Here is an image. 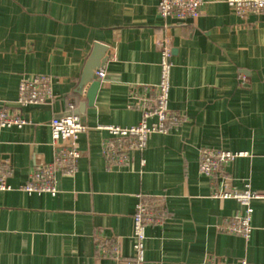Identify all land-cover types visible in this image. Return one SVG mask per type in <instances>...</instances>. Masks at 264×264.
Returning a JSON list of instances; mask_svg holds the SVG:
<instances>
[{
	"label": "crops",
	"instance_id": "obj_1",
	"mask_svg": "<svg viewBox=\"0 0 264 264\" xmlns=\"http://www.w3.org/2000/svg\"><path fill=\"white\" fill-rule=\"evenodd\" d=\"M159 1L0 0L2 106L18 110L22 80L54 81L52 103L21 110L26 127L0 130L12 188L0 191V264L132 263L141 202L157 203L160 217L146 229L144 264H264V13L243 18L227 0H204L196 21L166 23ZM165 40L169 108L185 123L110 168L103 151L111 136L98 128L141 122L132 105L160 83ZM94 56L98 67L107 61V78L90 103L84 78ZM71 106L86 126L76 173H56L55 196L26 193L35 169L54 161L52 119ZM205 148L248 154L225 168L229 187L263 196L252 202L248 239L223 231L244 208L212 197L224 187L200 172Z\"/></svg>",
	"mask_w": 264,
	"mask_h": 264
},
{
	"label": "built area",
	"instance_id": "obj_2",
	"mask_svg": "<svg viewBox=\"0 0 264 264\" xmlns=\"http://www.w3.org/2000/svg\"><path fill=\"white\" fill-rule=\"evenodd\" d=\"M204 0H160L159 15L166 23L175 21L177 24L199 19ZM229 7L240 17L264 13V0H227ZM161 49V80L157 86L151 87V95L138 97L132 105L142 113L141 122L137 126L123 128L119 126H103L99 130L107 131L111 140L104 145V156L108 167L125 165L129 162V154L133 151H144L149 139L157 133H167L185 123V118L169 108L171 90L172 52L167 40L160 43ZM97 78L103 81L107 78L106 72H97ZM53 78L36 76L30 80H22L18 90V110L10 111L2 106L0 98V130L6 128L22 129L29 124L24 118L22 109L32 105H45L54 100ZM75 108L70 107L64 115L55 117L50 123L52 145L55 148L54 161L50 164L38 166L30 176L28 183L22 190L28 194L48 193L55 196L56 173L61 171L65 176H73L77 170L80 157L79 137L86 132L81 117L74 114ZM156 121H153V120ZM245 152L219 151L210 148L200 150L199 165L201 174L211 178L213 182L222 180L224 189L214 188L212 197L219 200H233L244 208V215L229 220L223 231L229 235H236L248 239L252 233V219L254 209L252 202L263 198L262 195L247 186L238 190L228 186L229 180L225 177V168L239 158H246ZM11 175L8 161L0 162V191H11L8 184ZM227 188V190H225ZM157 203L141 202L133 217L134 250L136 259L128 264H144L146 229L149 226L160 224ZM204 264H220L211 258Z\"/></svg>",
	"mask_w": 264,
	"mask_h": 264
},
{
	"label": "water",
	"instance_id": "obj_3",
	"mask_svg": "<svg viewBox=\"0 0 264 264\" xmlns=\"http://www.w3.org/2000/svg\"><path fill=\"white\" fill-rule=\"evenodd\" d=\"M106 49H107V47H106ZM106 62L107 61L104 60L103 64L98 67V60L94 56L90 59V61L88 62L87 66H86L84 83H85V86L88 85L89 83H91L90 89L88 92V99H89L90 103L94 102L95 95L98 92L100 85H101V81L97 77H94L93 81H92V75L94 73V70H96L95 71V73H96V72H99L101 69H103L105 67ZM96 68H98V69H96ZM74 114L77 116H81L78 113H74ZM81 121H82V124L85 125L83 117H81Z\"/></svg>",
	"mask_w": 264,
	"mask_h": 264
}]
</instances>
